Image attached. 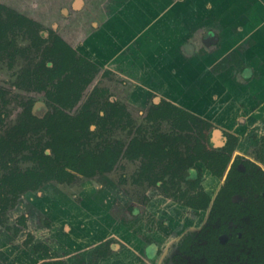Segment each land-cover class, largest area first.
<instances>
[{
  "label": "rangeland",
  "instance_id": "374dc122",
  "mask_svg": "<svg viewBox=\"0 0 264 264\" xmlns=\"http://www.w3.org/2000/svg\"><path fill=\"white\" fill-rule=\"evenodd\" d=\"M115 2L0 0V19L9 22L8 34L0 39V140L5 143L0 142V264H59L55 262L58 260L60 264H203V256L182 258L174 248L183 235L200 231L207 222L208 211L190 210L173 200L172 196L190 187L181 179L182 171L177 173L168 167L174 162L173 154L151 161L142 155L133 159L126 151L133 140L155 144L159 137L169 135L179 140L168 143L161 139L163 146L168 143L178 151L179 159H185L203 142L205 150L221 152L232 141L226 131H232L240 136L248 134V140L238 138L235 155L242 153L256 159L252 148L256 146L257 151L261 146L252 135L264 133V118L256 129L254 120L259 118L254 117L253 123L250 119L255 110H261V104L242 117V124L232 123L226 131L199 119L190 123L191 129L182 130L172 112L166 120L150 117V111L155 114L159 103L156 99L177 103L174 99L181 94L144 90L139 83L141 78L133 71L137 69H132L133 76H119L110 69L124 73V67L118 62L113 67L114 60L106 63L102 48L92 47L97 40L91 34L101 35L107 30L110 22L105 19L113 17L109 6ZM19 16L33 22V29L29 23L17 26ZM226 16L230 13L226 12ZM39 35L46 40L44 44L36 39ZM54 35H59L95 68L91 81L71 109L48 97L57 83L53 74L58 67L47 56V46ZM234 56L238 55L234 52ZM177 60L179 65L184 61ZM231 62L235 63V59ZM238 62V70L246 67ZM225 65H220L221 71H228L231 66ZM174 69L179 71L178 65ZM235 72L241 77L240 71ZM253 76L258 78L257 74ZM237 82V93L242 98L246 84L240 79ZM251 98V104L256 105L255 96ZM89 100L91 107L85 110ZM187 100L191 99L184 98V104L189 103ZM112 107L120 110L119 116H111ZM60 112L73 118L80 113L97 114L88 137L82 140V150L99 156L108 149H117L120 152L116 161L110 163L106 159L104 173L96 169L94 176H88L68 169L72 176L66 175L64 181L53 180L41 189L18 196L9 194V184L1 179L16 171L39 168V154L53 156L47 123ZM101 118L108 120L105 127L100 124ZM215 131L216 136L212 137ZM192 167L195 172L189 182L199 180L200 190L215 198L224 181L213 177L201 162Z\"/></svg>",
  "mask_w": 264,
  "mask_h": 264
},
{
  "label": "crops",
  "instance_id": "0c3cea01",
  "mask_svg": "<svg viewBox=\"0 0 264 264\" xmlns=\"http://www.w3.org/2000/svg\"><path fill=\"white\" fill-rule=\"evenodd\" d=\"M143 1L117 0L111 6L108 4L109 11L114 13L105 19L110 22L107 30L100 32L101 35H90L97 40L92 47L102 48L106 63L114 60V67L118 62L125 74L109 69L119 76H129L134 71L146 91L181 94L174 100H192L197 93L196 98L206 107L236 104L252 108L261 104L259 115L250 114L252 123L254 117L261 123L264 118V0ZM234 52L238 55L235 58ZM179 59L184 60L180 65L175 62ZM233 59L236 64L231 62ZM238 61L246 67L238 70ZM223 63L226 68L231 65L228 71H221ZM177 65L179 71L174 72ZM133 68L137 70L132 71ZM235 71H240L241 77ZM170 72L173 74L169 75ZM235 73L236 79L246 84V95L242 98L237 93L239 83ZM254 74L258 75L257 79L251 78ZM252 96L256 105L251 104Z\"/></svg>",
  "mask_w": 264,
  "mask_h": 264
},
{
  "label": "trees",
  "instance_id": "16d2710c",
  "mask_svg": "<svg viewBox=\"0 0 264 264\" xmlns=\"http://www.w3.org/2000/svg\"><path fill=\"white\" fill-rule=\"evenodd\" d=\"M28 23L29 28L33 29L34 23L23 16H19L16 22L17 26H23ZM12 25L14 26V24ZM36 39L42 44L46 41L40 35L37 36ZM50 41L51 45L47 46V56L58 68L53 74V81L57 80L55 89L48 93V97L53 102L61 104L64 108L71 109L78 102L82 91L91 81L95 68L85 57L79 56L78 52L69 46L59 35H54L53 39ZM166 105V108L158 109L155 111V114L154 111H151L150 117L154 118L152 115H157L156 117L165 120L168 117L169 111H171L173 114L177 115L181 124L180 129H191L190 123L196 120L193 115L171 103H167ZM110 106L113 105L111 104ZM90 107L91 104L89 102L85 104L84 109L89 110ZM119 113L120 110L116 109V107H112L111 116H119ZM108 118L111 119L110 117ZM96 119L97 114L92 112L88 114L80 113L74 118L63 112L52 115L47 126L51 136L49 149L53 153V156L39 154L37 155L39 168L28 169L26 172L16 171L11 173L8 177L1 179L3 183L9 184V194L18 196L21 193L41 189L46 183L53 180L64 181L66 175L72 176V173L69 172L68 169L75 170L88 176H94L97 172L96 169H98V173H104L102 169L105 167L104 164L106 159L109 160L108 162L113 163L119 156L120 151L117 149H108L101 155L96 156L82 150L84 147L82 140L88 137ZM107 121V119L101 118V126L105 127ZM162 139L168 143L170 140H179L176 138L170 139L168 137ZM160 140L155 144H145L138 140H133L126 153L133 159L142 155L150 158L151 161L163 155L173 154L175 157L174 162L168 167L173 168L172 170L175 168L177 173L182 171V180H187V178H185L187 176H193L194 172L189 170V168H192L194 161L199 159L204 161L206 168L211 172L213 177L222 178L229 163L230 154L234 149V145H229V147L226 148L229 152L228 154L224 153L220 156H215V154L210 155L208 153H203L204 155H202V146L199 145L198 148L200 149H196L197 154L188 156V159L191 160L189 163L188 160L179 159L181 156L178 151L171 149L169 145H167L168 143L163 146ZM223 157L225 158L223 159ZM176 172H174L175 176H177ZM234 172L235 171L230 172L228 182L219 192L213 211L218 204H226L223 203L224 201L229 205H233L232 196L234 194L245 195L244 188H238L236 181L231 180ZM248 180L249 179H247V181ZM252 180L253 195L258 194L261 196L264 190V183L256 173H254ZM198 185V182L192 183V189L197 190ZM181 194L185 196L187 193L181 192ZM188 194H191V191H188ZM211 200V196L207 192L198 189L195 196L191 197L189 204L196 209L205 211L209 208ZM258 212L261 213V217L258 220L260 226L258 235L259 240L250 253L244 252L241 254V260L244 262L243 264H245V262L247 264H264V205L258 209ZM207 233L209 241L206 249L200 247V249L191 250L190 246L193 244L194 237L190 235L181 245L180 252L193 258L204 255L205 263L203 264H239L230 262V257H234L236 252L228 251V249L224 250L225 247L220 245L217 241V232L214 229L210 228Z\"/></svg>",
  "mask_w": 264,
  "mask_h": 264
},
{
  "label": "flooded vegetation",
  "instance_id": "af4514ba",
  "mask_svg": "<svg viewBox=\"0 0 264 264\" xmlns=\"http://www.w3.org/2000/svg\"><path fill=\"white\" fill-rule=\"evenodd\" d=\"M8 32H9V22H4L0 19V39L4 38L8 34ZM193 95H195V98L190 101L187 100V102L189 103H186V104H184L185 101H183V99L176 100L178 101L177 103H174L171 100H167L163 98L156 99V103L158 101L159 103L155 106L154 110L157 111L158 109H161L164 107L166 108L167 107L166 104L171 103L172 105L193 115L195 119H199L202 122L205 121L208 123L217 124L221 126V128L223 127L224 131H226V128L229 129V126H231L232 123L236 122V123L242 124L241 122L242 117L244 115H248L250 113L249 111L253 110V107L250 108L244 105H242V107H238V105L236 104L235 105L231 104V105H226V106L225 105L223 106L222 105H214V106L211 105V106L206 107L204 106L203 103H201L200 100L196 98V96H198L197 93ZM89 102L90 101H87V103ZM197 111H199V113H197ZM258 111L256 110L254 111L255 115H259ZM170 112L171 111H169V113ZM201 112H206V114H203ZM154 117L159 120H163L156 116ZM251 121L252 120H250V123ZM260 124L261 123L259 120L257 124H255V129L257 127H260ZM219 131L221 134H223V131H221V129H219ZM226 132H227V135L232 138V141L231 142L229 141L227 145L222 148L221 152H217V151L212 152V151H208V149L205 150V142H203L204 145H200L202 146L201 153L202 155H204L203 153H208L210 155L215 154V156L216 155L220 156L224 153L228 154L229 152L226 150V148H228L229 145H234L233 152L230 154L229 163L223 173V177L222 178L216 177L217 179L224 181L219 192L221 191L223 186H225V184L228 182L230 172L235 171L233 173V177L231 180L236 181L238 188H241V189L244 188L245 195L234 194L232 196V201L234 203L233 205H229L227 202L224 201L223 203H226V204H218V206H216V209L214 211H213V208L215 206L216 200L218 199L219 193L215 198H213L210 195L212 200L209 205V208L205 211L201 209H196L195 207L189 204V201L191 197L195 196L197 190L198 189L200 190L201 184L199 180L197 179L196 181L189 182L190 177L189 176L185 177L187 178V180H183V181H185L186 183H189L190 187L188 191H191V194H188V191H183L182 193L184 192L187 193L185 196H182L180 192L179 195L172 196L173 200L190 210H194V211L201 212V213L208 211V219L205 225L200 229L198 233L189 232L183 235L181 239H179L176 242V244L174 245V248L178 249L179 255L182 258L189 257L180 252V247L183 244L184 240L190 235L194 237L193 244L190 246L191 250H197V249H200V247L206 249L208 241H209V239L207 238V235H208L207 232L209 231L210 228L214 229L217 232V241L220 245L225 247L224 250L228 249V251L236 252L234 254V257L233 256L230 257L231 258L230 262H234V263L236 262L239 264H243L244 262L241 260V254L244 252L250 253L253 250L254 245L256 246L259 240L258 235H259L260 226H259L258 220L261 217V213L258 212V209H260L264 205V190L261 196H259L258 194L253 195V187H252L253 180L252 179L254 177V173H256L259 175L261 181L264 183V133L259 132V133H254L252 135L255 137V140L261 146L259 147L260 148L259 150L257 149V151L255 150L256 146L252 148V153H253V150L254 152H256V159L254 160V159L249 158L248 156H245L242 153H238L235 155V149L239 142L238 138L243 137V138H246V140H248V136H246L248 134L240 136L239 134L232 132V131L231 132L226 131ZM216 133L217 131L212 133V137L216 136ZM258 136H260V138ZM165 137L166 138L168 137L170 139L174 138L169 135H165L164 137L161 136L159 138L162 139ZM249 139H252V137ZM188 140L189 139H187L186 142ZM0 142L5 144L4 141L2 140H0ZM196 144H200L199 141H197ZM198 147L199 145H197V148L195 147V149L193 150L194 151L193 155L197 154L196 149L198 150L200 149ZM188 158L189 157L187 155V157H185V160H188V162L190 163L191 160H189ZM224 158L225 157H223V159ZM195 162H201L202 164L206 166L204 161H202L201 159L194 161V163ZM189 170L195 172L193 167L189 168ZM247 179L249 180L247 181ZM196 182H198L199 185H198V189L194 190L192 189L193 188L192 183H196ZM201 191L206 192L205 190H201ZM247 219H249V222L245 221ZM199 256L204 257V255H199ZM55 262L60 264L61 261L58 260ZM47 263L49 262H46L45 264ZM245 264L247 263L245 262Z\"/></svg>",
  "mask_w": 264,
  "mask_h": 264
}]
</instances>
